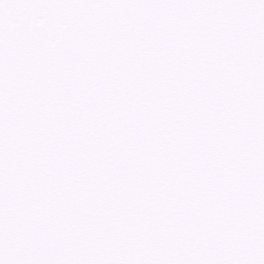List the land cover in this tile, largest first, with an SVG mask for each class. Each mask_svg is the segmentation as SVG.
<instances>
[{"label":"snow or ice","instance_id":"obj_1","mask_svg":"<svg viewBox=\"0 0 264 264\" xmlns=\"http://www.w3.org/2000/svg\"><path fill=\"white\" fill-rule=\"evenodd\" d=\"M0 264H264V0H0Z\"/></svg>","mask_w":264,"mask_h":264}]
</instances>
